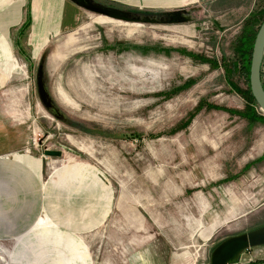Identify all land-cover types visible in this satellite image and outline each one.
I'll use <instances>...</instances> for the list:
<instances>
[{"label":"rangeland","instance_id":"374dc122","mask_svg":"<svg viewBox=\"0 0 264 264\" xmlns=\"http://www.w3.org/2000/svg\"><path fill=\"white\" fill-rule=\"evenodd\" d=\"M216 12L221 30L83 11L38 44L31 26L18 40L23 7L0 30V264H210L222 240L264 226V125L225 110L244 101L221 67L246 10ZM39 64L64 120L40 102Z\"/></svg>","mask_w":264,"mask_h":264},{"label":"crops","instance_id":"0c3cea01","mask_svg":"<svg viewBox=\"0 0 264 264\" xmlns=\"http://www.w3.org/2000/svg\"><path fill=\"white\" fill-rule=\"evenodd\" d=\"M105 6H110L118 10H126L131 13L143 15H166V13L181 12L185 14L190 22H196L203 17L204 21L212 24L215 28L222 29L229 24L226 19L222 21L220 17H214L213 11L221 13V17L231 15L236 19L240 10H246L244 15H240L238 22L233 24L239 29L243 21L248 18L253 10L259 9L260 4L254 5L256 0H240V6L226 5L232 0H93ZM248 3V5H245ZM251 3V4H250ZM26 7V19L31 23V33L33 39L38 44L46 40L48 36L55 37L64 31H69L77 26L82 18L83 9L76 7L68 0H0V30L4 27L17 25L21 20V10ZM232 14H229V13ZM223 13V14H222ZM243 12H240L242 14ZM198 15V16H197ZM206 15V16H205ZM199 17V18H198ZM187 21V22H189ZM41 224L38 222L37 225Z\"/></svg>","mask_w":264,"mask_h":264},{"label":"water","instance_id":"95a60500","mask_svg":"<svg viewBox=\"0 0 264 264\" xmlns=\"http://www.w3.org/2000/svg\"><path fill=\"white\" fill-rule=\"evenodd\" d=\"M72 2L76 7L83 9L89 13L96 14L98 16L105 17L106 19L114 20L117 22H129L133 24H172L187 22L184 14L181 12L166 13V15H143L139 13H131L126 10H118L116 8L105 6L103 4L97 3L93 0H68ZM258 32L254 39V46L251 53V63H250V76H249V86L251 94L258 104V107L262 114L264 115V86H262V63L264 60V21L259 26ZM36 92L40 99L42 106L51 113L56 119L64 120L61 112L57 106L54 105L49 92L46 90L45 81L43 77L42 64H39L36 71ZM60 151H44V155L51 157H60ZM264 245V228L259 230H254L247 232L244 235L233 237L230 240L221 244L216 251L211 255V264H226L231 263L233 260L230 259L235 254L246 250L247 248L261 247ZM224 257H229V261L224 260Z\"/></svg>","mask_w":264,"mask_h":264},{"label":"trees","instance_id":"16d2710c","mask_svg":"<svg viewBox=\"0 0 264 264\" xmlns=\"http://www.w3.org/2000/svg\"><path fill=\"white\" fill-rule=\"evenodd\" d=\"M264 2V0H262ZM261 8L255 9L252 11V13L246 18L242 25L240 26V32L237 34L235 39L233 40V45L231 48L232 52V58H225L223 56L222 59V65L225 72V80L229 84V87H231L244 101V108L241 112L233 111V110H227V112H231L236 114L237 116H240L242 118H245L248 122L251 123H261L264 125V115L257 111L258 104L254 100L250 86H249V76H250V63H251V53L254 46V39L258 32L259 26L264 21V4L260 6ZM30 22L28 20L24 21L23 24L19 27L17 33H18V40L25 39L28 35V30L30 27ZM19 44V43H18ZM142 50H148L144 47H141ZM159 50L158 47H152L150 50ZM165 52L167 51H177L179 53H183L186 56L198 60L204 63H208L211 68L217 66V61L215 59L209 60L207 58H204L202 56H196L192 53H187L185 51H179V50H173V49H167L163 50ZM237 75L244 81V85L246 86L245 89H240L239 86H237L233 81V76ZM262 86H264V79H262ZM264 159V153L257 158L254 162L263 161ZM253 162V163H254ZM252 163H249L244 166V170L248 169Z\"/></svg>","mask_w":264,"mask_h":264},{"label":"flooded vegetation","instance_id":"af4514ba","mask_svg":"<svg viewBox=\"0 0 264 264\" xmlns=\"http://www.w3.org/2000/svg\"><path fill=\"white\" fill-rule=\"evenodd\" d=\"M159 16H161V15H159ZM260 228H264V226H261ZM260 228L254 229V230H259ZM254 230H250V231H254ZM250 231H247V232H250ZM246 233H241V234L233 235V236H231V237H229V238H227L225 240H222L220 243H218L216 245V247L213 249V251L211 252V254H210L209 263L211 264V255L216 251V249L221 244H223L224 242L230 240L233 237H237V236H240V235H244ZM262 246H264V245H262ZM254 248H259V247L247 248L246 250H243V251L239 252L238 254H235L234 256H232V258L230 257V259L233 260V261L231 263H226V264H243V262L241 261L243 255H245L247 252H249L251 249H254ZM223 259L226 260V261H229V260H227V259H229V257H224ZM258 262H260V263H255V264H264V260H262V259L260 261H258Z\"/></svg>","mask_w":264,"mask_h":264},{"label":"bare ground","instance_id":"6f19581e","mask_svg":"<svg viewBox=\"0 0 264 264\" xmlns=\"http://www.w3.org/2000/svg\"><path fill=\"white\" fill-rule=\"evenodd\" d=\"M98 16V15H97ZM184 16H186L185 14H184ZM102 17V16H101ZM105 18V17H104Z\"/></svg>","mask_w":264,"mask_h":264}]
</instances>
